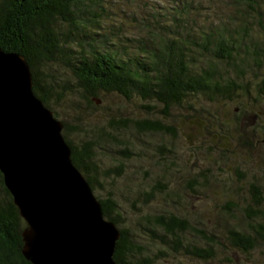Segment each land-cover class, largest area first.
<instances>
[{
	"label": "trees",
	"instance_id": "16d2710c",
	"mask_svg": "<svg viewBox=\"0 0 264 264\" xmlns=\"http://www.w3.org/2000/svg\"><path fill=\"white\" fill-rule=\"evenodd\" d=\"M110 1L0 0V48L26 58L34 94L63 123L73 163L121 232L115 262L256 263V254L264 258V156L250 153L264 142H255L264 124L241 135L240 119L229 125L203 104H264V0H134L129 12ZM107 95L150 118L109 109L104 124L90 122ZM174 116L205 119L209 145L189 141L188 158L204 149L212 165L183 158L180 134L167 125ZM157 134L153 178L145 171L133 181L127 169L142 158L135 142ZM26 228L0 172V264H31Z\"/></svg>",
	"mask_w": 264,
	"mask_h": 264
},
{
	"label": "water",
	"instance_id": "95a60500",
	"mask_svg": "<svg viewBox=\"0 0 264 264\" xmlns=\"http://www.w3.org/2000/svg\"><path fill=\"white\" fill-rule=\"evenodd\" d=\"M33 86L26 58L0 48V172L27 224L22 254L31 264H117L121 232Z\"/></svg>",
	"mask_w": 264,
	"mask_h": 264
},
{
	"label": "rangeland",
	"instance_id": "374dc122",
	"mask_svg": "<svg viewBox=\"0 0 264 264\" xmlns=\"http://www.w3.org/2000/svg\"><path fill=\"white\" fill-rule=\"evenodd\" d=\"M110 2H112V4H116V5H120L122 6V8L124 10H127L128 12L133 10L136 11L135 9L131 8L130 6H135V1L134 0H111ZM126 5V6H124ZM129 6V7H128ZM116 8V7H115ZM118 15H121V12L118 10ZM120 20L116 19L117 24H119ZM104 100H100L101 102H98V110L94 111L93 114H89V119L90 122L96 124L99 126H101V124H104L103 121H105L104 119V111L105 110H113L112 113H120L122 116H124V118H126V120L129 119H133L136 117L139 118H147L150 116V114H147L146 111H143L142 109H140L139 107L135 106L134 104H129L127 103L125 100H122L120 97L116 96V95H107L103 98ZM104 104V106L102 105ZM103 106V107H102ZM203 106L207 109L210 110L211 114H214L216 116H219L220 118H223L226 120V122L229 123V125L232 122H236L238 121V119H240V123H238L239 128H240V134L243 135L246 132L250 133L252 128H255L256 125L264 124V104L261 105L258 109L257 108H250L247 103H244L243 105L241 104L240 100L236 99L234 100L232 103H229L226 106H222V105H217V106H212L209 104H203ZM239 107L242 108V112L239 109ZM245 110V111H244ZM235 115H238V117H235ZM258 116L260 118H258ZM175 118L173 119L174 121L171 122V120H168L167 125L170 126V128L172 129H177L178 133L180 134V140L179 142L176 143L177 149L178 151L181 153H183V158L188 161V159L191 160L190 165H197L198 168H206L210 165H212V160L213 158H211L210 160V164L208 159L205 158L204 156V149H202L203 151L199 152V155H197V159H191L188 158V154H189V150L188 147L191 148L192 145L189 141H191L192 143L194 142L193 146L194 148H197L196 146H199V142L201 143L202 141H207V143L205 144V147H207L209 145V137L210 135H208L207 131H208V126L203 127V123L201 122L202 120H205L201 117H199V121H196L194 119L188 120V121H184V119L179 120L176 116H174ZM150 118V117H149ZM214 124V122H211ZM212 127V126H211ZM246 133V135H247ZM127 136V135H126ZM203 137V138H200ZM75 140V142L78 140L77 137L73 138ZM166 141L168 142L167 145H170L169 139L165 138ZM262 137H258V139H255V142H257V140L262 141L263 142ZM162 138L160 137V135H149L144 138H142L140 141L135 142V147L137 148V150H135L136 152L141 153L142 158L141 159H136L134 160L132 163L129 164V167L127 169V173L130 175V179H132L133 181H143L144 178V173L145 171H150L151 173V178H153V174L152 171H156V169L153 166V163H155V160H157L158 154L156 153V147L160 144ZM264 142L261 144V146L259 145V143L256 144V148H253L251 153H250V158L255 157L256 160H259L258 156H264ZM171 146V145H170ZM206 151H208V148H206ZM178 152V153H179ZM246 155V154H244ZM112 158H114V155L111 153H108L107 155H105L103 157V162L104 165L110 166L112 164ZM187 158V159H186ZM115 160V159H113ZM139 160V161H138ZM182 160V159H181ZM181 160H179L178 162L181 163ZM194 169H191V171H193ZM179 178L175 175H172V182L178 180ZM137 183V182H134ZM194 205V211L196 210V208H200L199 203H196L195 201L193 202ZM125 207V206H124ZM126 211L129 210V207L126 206L125 207ZM124 218L128 219V222L131 221L132 217L127 216V214H124ZM221 258H225V256L223 257H219L214 261H211L210 263H199L196 261H188L185 259H181L179 258V260H174L173 262H171V264H223L222 259ZM255 258L257 260L256 263L253 262H248L245 261L243 258H239L236 257L237 260V264H264V258L260 257L259 255H255ZM172 260V259H171ZM170 260V261H171ZM183 260V261H182Z\"/></svg>",
	"mask_w": 264,
	"mask_h": 264
}]
</instances>
